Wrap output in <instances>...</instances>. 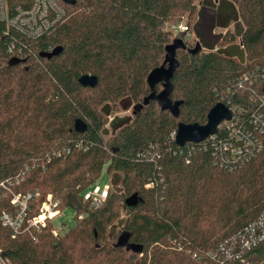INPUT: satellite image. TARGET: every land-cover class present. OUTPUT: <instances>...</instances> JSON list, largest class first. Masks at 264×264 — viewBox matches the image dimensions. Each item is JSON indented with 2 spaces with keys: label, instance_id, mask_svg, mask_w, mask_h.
<instances>
[{
  "label": "trees",
  "instance_id": "1",
  "mask_svg": "<svg viewBox=\"0 0 264 264\" xmlns=\"http://www.w3.org/2000/svg\"><path fill=\"white\" fill-rule=\"evenodd\" d=\"M74 1L58 0L64 16L36 40L0 21L1 257L9 264H264L257 226L264 214V135L241 116L264 115L250 98L261 87L233 84L264 68V0ZM196 14L207 23H195L190 40L167 30L185 18L190 29ZM217 29L224 33L205 37ZM175 39L186 49L176 51L163 107L154 98L163 83L151 89L147 78ZM237 40L238 61L231 46ZM83 75L96 76L97 86L81 87ZM229 90L228 106L241 117L233 129L251 135L252 157L233 160L223 149L233 132L224 125L214 138L178 147V125H204ZM129 110L131 116L110 120L113 111ZM77 119L85 133L75 132ZM103 174L119 176L120 192L108 190L91 207L84 195ZM35 191L22 232L12 238L1 221L15 210L9 192ZM47 195L60 212H74L73 226L56 236L50 221L39 232L27 229ZM134 195L137 205L127 207Z\"/></svg>",
  "mask_w": 264,
  "mask_h": 264
},
{
  "label": "built area",
  "instance_id": "2",
  "mask_svg": "<svg viewBox=\"0 0 264 264\" xmlns=\"http://www.w3.org/2000/svg\"><path fill=\"white\" fill-rule=\"evenodd\" d=\"M63 16L64 10L59 4L58 0H0V21L5 24L6 30L14 31L19 36L27 40H36L40 38L53 25L59 22ZM169 28V32H171L173 35L180 33L184 34L186 38L189 37L190 29L187 25L177 24L172 25ZM245 83H247V88L256 86L261 87L259 88L261 91L258 92V89H256V92L254 91L250 98L260 103V107L264 106V68L257 66L253 69H249L248 71L242 73V75L236 79L233 84L238 88V90H240L244 87L243 84ZM230 93L233 95L232 91H227L226 96L221 97L218 103H222L227 108H229L231 112V118L230 120L221 123V125L218 127V130L223 125L233 129L234 122L236 121L237 123L241 121L240 114H236L235 108H230L228 106L230 103L228 95ZM223 102H226V104ZM240 111L242 113L243 109ZM241 116L243 117V121H248L249 125L251 124L254 126L255 132L259 133L260 135H264L263 113H257L251 118H247L246 114L243 113ZM230 136V141L224 145L223 149L225 151H230L232 159L242 160L244 158H251L253 155V153H250L251 148L247 150L248 145L251 144V135L235 128L233 129V132ZM214 137L215 135L211 138ZM258 147L259 146H256L255 150ZM76 148H79V146ZM66 152H69V150ZM108 190V185L101 186L99 182H97L86 192L84 195V200L87 201L91 207H99L106 199ZM37 196V191L34 193L27 192L25 194L11 193V204L15 210L12 213H4L2 215L1 221L4 227H7L12 231V238H15L22 232L21 228L24 224L29 204ZM60 215L61 212L59 211L58 202L54 201L51 195H47L45 201L42 203L39 209L38 214L28 221L27 229L32 228L36 232H39L46 226L48 221L52 222ZM80 218H82V216H80ZM257 226L261 227L263 230L260 236L261 239H263L264 214L257 223ZM252 228L253 227H251L250 230H252ZM62 231V229L60 230L57 227L53 230V235L56 236ZM0 264H9L1 257V252Z\"/></svg>",
  "mask_w": 264,
  "mask_h": 264
},
{
  "label": "water",
  "instance_id": "3",
  "mask_svg": "<svg viewBox=\"0 0 264 264\" xmlns=\"http://www.w3.org/2000/svg\"><path fill=\"white\" fill-rule=\"evenodd\" d=\"M65 5H74V0H60ZM186 49V45L181 39H175L172 43L166 46L165 58L163 65L150 73L147 78V83L151 89L158 84L163 83L164 90L159 95L154 97L159 105L165 107L168 106L167 96L171 86V79L174 72L178 68V62L176 60V51ZM199 49V44L196 45L195 51ZM56 55V52L50 54H44L45 57ZM78 84L83 88L94 89L98 84V79L94 75H83L78 79ZM154 95V94H153ZM231 118V112L222 103H217L207 114L206 123L204 125L198 124H179L176 131L175 143L178 147L184 145L198 144L212 136L216 135L218 127L224 121H228ZM74 130L76 133L82 134L87 130V125L82 120L77 119L74 122ZM138 203L137 197L131 196L125 201L127 207H134Z\"/></svg>",
  "mask_w": 264,
  "mask_h": 264
},
{
  "label": "rangeland",
  "instance_id": "4",
  "mask_svg": "<svg viewBox=\"0 0 264 264\" xmlns=\"http://www.w3.org/2000/svg\"><path fill=\"white\" fill-rule=\"evenodd\" d=\"M198 11L200 14H205L206 16H210L212 15V11L211 10H207L205 8H202V7H199L198 8ZM204 16L203 17V20L201 18V16L199 14H196V16L193 18L194 21H193V24L191 25L190 27V33H189V40L191 38V35L193 34L194 30H195V27H194V24L197 23V24H204V23H207V17ZM179 24H183V25H187L186 24V18L184 20H182ZM172 26V25H171ZM170 27V26H169ZM167 28V30H169L170 28ZM235 27L236 25L235 24H231L230 25V30L231 31H234L235 30ZM200 28V26H199ZM237 28H239V25L237 26ZM198 29V28H197ZM199 31L201 32V28L199 29ZM224 33V31L222 30H215L214 32H212V34H207V33H204L205 37L207 39H210L212 35H217V34H222ZM196 42V45L200 43L197 41V40H193L192 42ZM231 46L235 47V50L237 51L235 53L236 56H233V58L235 60H240L241 59V56H242V49L241 47L239 46V41L237 40L235 43H233ZM126 116H131V111H117V112H112L111 116H110V120L113 119L114 117H126ZM107 129V127H106ZM99 184L101 186L103 185H108L109 186V190H114L116 192H120V187H119V176H110L109 179H107V176L105 174L102 175L101 179L98 181ZM10 193V192H9ZM11 194V193H10ZM73 210L70 209V208H66L64 209L62 212H61V215L54 219V221H52L53 224H55V227L59 228L60 230H64V231H67L69 230L73 224H74V221H73Z\"/></svg>",
  "mask_w": 264,
  "mask_h": 264
}]
</instances>
